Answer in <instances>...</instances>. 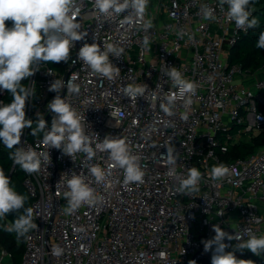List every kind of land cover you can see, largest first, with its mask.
Listing matches in <instances>:
<instances>
[{
	"label": "built area",
	"instance_id": "obj_1",
	"mask_svg": "<svg viewBox=\"0 0 264 264\" xmlns=\"http://www.w3.org/2000/svg\"><path fill=\"white\" fill-rule=\"evenodd\" d=\"M78 2L77 20L87 36L75 42L67 63H42L29 77L35 96L26 102V117L49 116L50 128L54 114L47 104L56 93L48 89L55 79L64 80L61 98L85 117L86 134L125 139L140 157L143 183L125 185L124 170L110 167L107 153L97 152L91 161L83 152L69 157L44 145L43 134L30 140L31 129H25L20 146L49 152L50 159L39 172H24L38 228L25 240L21 264H211L213 253L204 251L202 241L215 236L213 225L245 239L249 233L264 235V146L246 158L224 160L233 146L264 133V66L253 72L229 63L231 50L251 29H237L229 22L227 6L221 10L219 0H149L143 17L152 24L147 32L139 18L126 20L130 12L106 17L94 10V0ZM201 5L214 10V19L203 18ZM94 42L101 50L106 44L124 49L119 58L109 56L120 68L114 81L92 73L77 58L84 43ZM170 67L198 85L187 108L165 75ZM66 82L78 85L79 93L67 94ZM129 84L147 85L135 103L122 93ZM169 93H177L172 116L160 108ZM7 96L0 91V103H7ZM169 145L178 153L177 175L186 176L192 167L203 174L198 192H176L179 179L169 175ZM220 163L235 171L212 181L208 173ZM91 165L109 173L106 182L95 181ZM73 172L85 176L98 199L66 214L64 192ZM224 242L229 245L225 251L245 264L264 262V254L237 250L239 241ZM55 246L63 250L59 256L52 251ZM12 258L0 249V264H12Z\"/></svg>",
	"mask_w": 264,
	"mask_h": 264
},
{
	"label": "clouds",
	"instance_id": "obj_2",
	"mask_svg": "<svg viewBox=\"0 0 264 264\" xmlns=\"http://www.w3.org/2000/svg\"><path fill=\"white\" fill-rule=\"evenodd\" d=\"M148 2L149 0H94L93 8L106 17L130 12L126 17L128 22H131L132 17L143 21ZM255 2L256 0H219V7L224 10L227 6L226 19L234 22L237 29L246 31L259 26V19L253 16ZM201 13L204 19H214V10L207 5H201ZM79 15L78 0H0V91H7L11 95L10 103H0V143L9 150L15 149L10 152L9 159L27 174L39 172L42 162L50 159L49 152L40 153L32 147L20 146L24 130L31 129V136L43 134L41 142L44 145L49 149H62L69 157L83 152L91 161L97 152L107 153L112 161L110 167L124 170L125 185L133 182L143 183L144 172L139 164L140 157L133 154L132 146L125 139L109 135L100 140L98 134L96 137L86 134L83 123L85 117L81 116L70 102L61 98V90L65 87L64 80L55 79L48 89L56 93L47 104L48 111L54 114L50 128L43 114L37 113L38 118L35 121L26 117V102L35 96V89L22 82L39 71L42 63L69 61L75 42L84 40L87 36V32L81 30V24L77 20ZM6 21H11V26H7ZM151 27V21H143L142 28L145 32ZM178 35L182 38L184 33L180 32ZM143 43L148 45L147 36L144 37ZM256 47L264 49V32L260 33ZM123 52L122 47L113 44H106L104 50H101L95 42L84 43L77 53V58L87 65L92 73L114 81L120 75V68L110 61L109 56L111 54L119 58ZM165 75L171 80L172 86L178 89L184 106H190L198 85L185 78L176 67L168 68ZM75 79L73 76L72 80ZM66 87L67 94H78L80 91L75 83L66 82ZM146 89L147 85L129 84L122 88V93L135 103L138 97L145 95ZM165 100L166 103L160 105L161 110L167 116L174 115L177 93H169ZM166 149L167 164L173 166L169 169V175L179 179L176 192L184 195L198 192L203 174L199 169L192 167L188 169L186 176L177 175L174 166L178 153L175 146L169 145ZM209 155L212 153L209 152ZM234 171L235 169H230L223 163L216 164L211 167L208 178L212 181H222ZM89 173L97 183L106 182L109 175L97 165H91ZM64 175L66 173L62 174L61 179ZM66 185V214H72L82 204H92L98 199L83 174L73 172ZM26 201L27 196L15 190L10 177L0 168V220L8 214L20 213L10 225L3 226L4 231L15 233L17 243L22 239H30L28 234L38 228L34 223V209L25 208ZM212 230L215 236L202 241L204 251L211 250L213 253L211 264H245V260L237 259L234 252L225 251L229 247L224 242L225 239L239 241L235 245L237 250L247 249L256 256L264 254V235L249 233L245 239L239 233L230 235L218 224L213 225ZM52 251L59 256L63 250L55 246Z\"/></svg>",
	"mask_w": 264,
	"mask_h": 264
},
{
	"label": "trees",
	"instance_id": "obj_3",
	"mask_svg": "<svg viewBox=\"0 0 264 264\" xmlns=\"http://www.w3.org/2000/svg\"><path fill=\"white\" fill-rule=\"evenodd\" d=\"M254 8L255 11L253 12V16L259 19V26L252 28L247 34L243 36L241 41L231 50L229 59L230 65H241L245 70H251L253 72L264 66V49L256 47L260 33L264 32V0H256ZM6 25L11 26V21H6ZM22 83L28 86L29 78L25 79ZM6 101L7 103L11 102V95L9 93ZM33 121H35V119ZM35 126L36 125L34 122L33 127ZM30 133V140H34L35 138L42 136V134H40L37 137H33ZM263 146L264 133L253 138L252 140H248L239 145L233 146L224 160L227 161L238 158H246ZM11 151H14V149L9 150L4 147L2 143H0V168H3L5 174L10 177L11 183L15 190L19 194L27 196L25 208L32 207V198L24 186L25 173L18 165H13L12 160L9 159V154ZM14 166L15 171L13 172ZM22 211L23 210H21V212ZM19 214L20 213L8 214L4 219L0 220V249H5L12 254V264H21L25 252V240L22 239L20 243H17L15 233L4 231L3 226L10 225ZM259 263L264 264L262 260H259ZM200 264L210 263L201 262Z\"/></svg>",
	"mask_w": 264,
	"mask_h": 264
},
{
	"label": "water",
	"instance_id": "obj_4",
	"mask_svg": "<svg viewBox=\"0 0 264 264\" xmlns=\"http://www.w3.org/2000/svg\"><path fill=\"white\" fill-rule=\"evenodd\" d=\"M45 120L48 121L49 120V116ZM14 171H15V166H14L13 172Z\"/></svg>",
	"mask_w": 264,
	"mask_h": 264
}]
</instances>
